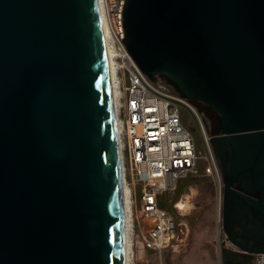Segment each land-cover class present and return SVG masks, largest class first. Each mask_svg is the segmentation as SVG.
<instances>
[{"label": "water", "instance_id": "water-1", "mask_svg": "<svg viewBox=\"0 0 264 264\" xmlns=\"http://www.w3.org/2000/svg\"><path fill=\"white\" fill-rule=\"evenodd\" d=\"M124 30L143 72L219 114L212 139L241 152L226 192L263 189L264 0H126ZM0 264H123L96 0H0Z\"/></svg>", "mask_w": 264, "mask_h": 264}, {"label": "built area", "instance_id": "built-area-1", "mask_svg": "<svg viewBox=\"0 0 264 264\" xmlns=\"http://www.w3.org/2000/svg\"><path fill=\"white\" fill-rule=\"evenodd\" d=\"M102 1L107 27L120 51L121 94L116 117L121 127L123 180L131 202L134 264L139 251L159 253L175 239L180 220L164 202L178 180L197 174L205 158V173L219 183L221 208L222 174L213 151L199 148L194 131L186 124L184 110L195 112L190 100L175 91L163 76L151 79L127 51L126 0ZM204 141L209 144L206 132ZM253 264H264V252L254 255Z\"/></svg>", "mask_w": 264, "mask_h": 264}, {"label": "rangeland", "instance_id": "rangeland-1", "mask_svg": "<svg viewBox=\"0 0 264 264\" xmlns=\"http://www.w3.org/2000/svg\"><path fill=\"white\" fill-rule=\"evenodd\" d=\"M190 103L196 113L184 110L187 125L194 131L199 148L204 152L210 149L215 154L212 136L217 112L203 102L190 100ZM205 132L209 144L204 141ZM206 163L203 158L197 174L179 179L176 189L164 202L180 220L173 242L159 253L139 251L134 264H232L226 260L224 251L227 239L222 228L219 183L205 173ZM180 202H184L185 207H181Z\"/></svg>", "mask_w": 264, "mask_h": 264}, {"label": "flooded vegetation", "instance_id": "flooded-vegetation-1", "mask_svg": "<svg viewBox=\"0 0 264 264\" xmlns=\"http://www.w3.org/2000/svg\"><path fill=\"white\" fill-rule=\"evenodd\" d=\"M213 124V136H217L221 127L218 113ZM212 142L222 174L221 216L227 239L226 260L232 264H253L254 255L264 250V185L262 189L239 177L232 183V190L226 192V183L238 170L241 152L236 143L222 138L214 137Z\"/></svg>", "mask_w": 264, "mask_h": 264}, {"label": "bare ground", "instance_id": "bare-ground-1", "mask_svg": "<svg viewBox=\"0 0 264 264\" xmlns=\"http://www.w3.org/2000/svg\"><path fill=\"white\" fill-rule=\"evenodd\" d=\"M102 39L105 49L106 62L108 67V74L110 80L112 105L115 116V133L117 138V149L120 167V194H121V209H122V231H123V264H133V242H132V213L131 202L129 198L128 188L123 180V173L120 162V123L117 120V112L120 104V84L118 79V57L120 51L116 45L105 18V12L102 0H96ZM181 207H185L184 202L179 203Z\"/></svg>", "mask_w": 264, "mask_h": 264}, {"label": "trees", "instance_id": "trees-1", "mask_svg": "<svg viewBox=\"0 0 264 264\" xmlns=\"http://www.w3.org/2000/svg\"><path fill=\"white\" fill-rule=\"evenodd\" d=\"M164 78L169 82V83H172L166 76H164ZM174 90L178 92V88H177V85L174 84Z\"/></svg>", "mask_w": 264, "mask_h": 264}, {"label": "crops", "instance_id": "crops-1", "mask_svg": "<svg viewBox=\"0 0 264 264\" xmlns=\"http://www.w3.org/2000/svg\"><path fill=\"white\" fill-rule=\"evenodd\" d=\"M186 121V120H185ZM186 124H187V122H186ZM167 207V206H166Z\"/></svg>", "mask_w": 264, "mask_h": 264}]
</instances>
